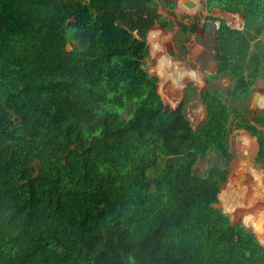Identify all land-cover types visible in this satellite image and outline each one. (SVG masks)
<instances>
[{"label": "trees", "instance_id": "trees-1", "mask_svg": "<svg viewBox=\"0 0 264 264\" xmlns=\"http://www.w3.org/2000/svg\"><path fill=\"white\" fill-rule=\"evenodd\" d=\"M135 1L145 16L129 28L128 0H0V264H264V246L217 207L232 127L264 166V111L248 108L264 80V0L202 3L243 29L207 17L213 78L230 87L200 93L196 129L190 85L171 109L143 67L144 33L174 2ZM210 153L223 165L195 172Z\"/></svg>", "mask_w": 264, "mask_h": 264}, {"label": "rangeland", "instance_id": "rangeland-1", "mask_svg": "<svg viewBox=\"0 0 264 264\" xmlns=\"http://www.w3.org/2000/svg\"><path fill=\"white\" fill-rule=\"evenodd\" d=\"M173 2L174 9L172 11L174 16L168 15L166 10L158 6L155 19L144 33L146 56L143 61V67L147 78L156 82L157 92L163 98V102L165 101L164 104L171 109H175L180 104L185 86L187 84L190 85V90H188L189 100L183 110V114L188 119L191 126L196 129L206 117L205 108L201 104L200 93L206 89H216L226 94L230 87V83L226 79L213 78L215 74V64L213 61V47L215 44L214 32L219 23L209 20L207 17L221 18L229 27L239 30L243 27V21L238 14L226 13L216 8L210 13L204 11L202 7L204 0H197V9L193 11L181 10L179 8V0H173ZM144 16L145 13L143 12L142 6L135 0H128V10H125L121 17V21L125 26L130 28L135 20H139ZM182 17L189 18L190 21ZM194 18H198V21L195 22ZM179 23H186L188 25L196 23L199 25L194 34H183L180 30ZM149 29L153 30L148 31ZM67 50H70V47H67ZM177 67H179L180 70L177 69ZM182 71L184 73L188 72L187 74L189 76L184 75ZM159 72L163 73L162 80L157 76ZM191 72H196L200 76V82H196L191 77ZM169 74L172 75L171 85L169 81H165L166 78L169 77ZM177 76H181L184 82L180 84V86L179 83H177L176 88V86L173 85L175 84ZM172 101H176L177 103L172 104ZM248 108L250 116L264 111V80L259 79L256 81L253 93L248 102ZM243 138L247 139L248 144L243 142ZM229 149L234 158L229 164V174L227 177L229 178L230 173L239 166L244 169V172H240V175L234 178L233 187L237 185L239 187L238 189H240L239 191L237 189V191L245 193L244 197L247 198L242 199V201H250L251 203L253 200V210H251L252 212H249L248 215L257 217L260 214L264 219V179L262 190H260V192L262 191L263 193L261 198H259L257 197L256 183L253 178L247 176L246 172L248 170H245L247 164L251 169L262 174L264 178V166L255 162L257 150L255 139L249 136L245 131L237 130L232 127L229 135ZM233 162L235 163L231 166ZM240 162L244 163L245 166L240 165ZM222 165L218 156L215 153H210L205 158L198 159L194 166V171L202 174L210 166ZM149 174H151V171ZM228 178L226 179L227 182ZM227 182L223 186H225ZM256 200L261 202L255 204V202H257ZM217 207L224 211L219 205V200ZM244 212L245 211L241 210L237 214H226L229 216L232 223L240 222L247 229L248 227L243 223V217L245 216ZM247 230H249L258 242L264 246L262 242L264 239L260 240L252 228H248Z\"/></svg>", "mask_w": 264, "mask_h": 264}, {"label": "bare ground", "instance_id": "bare-ground-1", "mask_svg": "<svg viewBox=\"0 0 264 264\" xmlns=\"http://www.w3.org/2000/svg\"><path fill=\"white\" fill-rule=\"evenodd\" d=\"M185 3H192L193 7L191 9H189L188 7L185 6ZM197 6H198L197 0H179V8L181 10L193 11V10L197 9ZM177 69L180 70L179 67H177ZM182 73L186 76H189L187 74L188 72L184 73L182 71ZM190 75L196 82H200V76L196 72H191ZM168 76L169 77H167L165 81H169L170 85H171L172 84V80H171L172 75L169 74ZM183 82L184 81L182 80L181 76H177L175 79V84L173 86H176V88H177V83H179V86H180V84H182ZM242 140L245 144H248L247 139L243 138ZM240 165L245 166V164L242 162H240ZM245 170H248L246 172L247 176L254 179V181L256 183V187H257V197L261 198L263 192L262 191L260 192V190H262V184H263V179H264L262 174L258 173L254 169H251L247 164H246ZM240 172H244V169L241 168V166L235 168L230 173L227 184L221 188L220 193L218 195L219 205L221 208H223L224 212L229 214V215L237 214L241 210L245 211L244 212L245 216L243 217V223L246 225V227L252 228L253 231L258 235L259 239L263 240L264 239V228H263V220L264 219H263V217L260 214L257 217L253 216V215H248L249 212H252L251 210H253V204H252L253 200L251 201V203H250V201L249 202L242 201V199L247 198V197H244L245 193L238 192L240 189H238L239 187L237 185L235 187H233V180L237 175H240L239 174ZM237 189H238V191H237ZM260 202L257 201V202H255V204L256 203L259 204ZM262 242L264 243V240Z\"/></svg>", "mask_w": 264, "mask_h": 264}, {"label": "water", "instance_id": "water-1", "mask_svg": "<svg viewBox=\"0 0 264 264\" xmlns=\"http://www.w3.org/2000/svg\"><path fill=\"white\" fill-rule=\"evenodd\" d=\"M185 6L188 8H192L193 4L192 3H185ZM69 22V21H68ZM218 27V26H217ZM243 29V27L241 28V30ZM224 212V211H223ZM225 213V212H224Z\"/></svg>", "mask_w": 264, "mask_h": 264}]
</instances>
